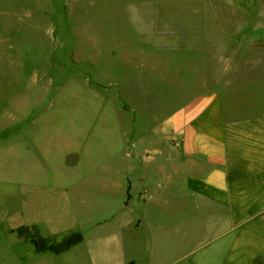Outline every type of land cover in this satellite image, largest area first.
Returning a JSON list of instances; mask_svg holds the SVG:
<instances>
[{
    "label": "rangeland",
    "instance_id": "rangeland-1",
    "mask_svg": "<svg viewBox=\"0 0 264 264\" xmlns=\"http://www.w3.org/2000/svg\"><path fill=\"white\" fill-rule=\"evenodd\" d=\"M212 16L214 69H203ZM247 21L224 0H0V264L38 255L11 232L21 185L32 179L40 196L55 192L60 210L40 207L38 217L84 234L70 251L49 253L52 264H96L97 256L102 264H149L143 243L130 245L124 228L147 207L138 199L143 188L127 184L122 150L194 96L223 88L224 61ZM132 149L136 163L145 158L144 146ZM69 153L85 159L67 175L60 165ZM124 196L128 213L119 208Z\"/></svg>",
    "mask_w": 264,
    "mask_h": 264
},
{
    "label": "crops",
    "instance_id": "crops-1",
    "mask_svg": "<svg viewBox=\"0 0 264 264\" xmlns=\"http://www.w3.org/2000/svg\"><path fill=\"white\" fill-rule=\"evenodd\" d=\"M224 2L246 13L248 21L241 25L236 38L239 47L236 52L231 50V57L224 61L227 77L221 84L223 88L194 96L159 126L139 136L141 142L132 145L145 148L146 156L139 162L132 159L135 151L131 147L122 150L128 158L127 184L138 191L143 188L138 199L143 198L147 207L142 217L134 216L124 228L131 234L130 245L143 243L148 255L145 262L149 264L185 260L188 264H264V0ZM210 22L207 53L200 67L203 69H214V45H210L216 38L214 16L211 20L209 17ZM199 49L190 50L200 54ZM175 50L189 52L180 46ZM179 63L183 69L184 60ZM194 77L193 72L192 81ZM242 93L248 94L252 102L241 101ZM23 138L18 136L16 140ZM71 155L60 165L63 174L83 168L85 158ZM31 161L36 163L35 159ZM136 172L137 180L132 181L128 173L132 176ZM34 185L33 179L26 188L21 185L15 228L36 227L44 237L59 241L75 232L64 231L61 225L57 228L55 217H38L40 207L48 209L49 215L60 210L54 207L55 192L47 190L50 193L42 197ZM130 206L131 200L124 196L120 210L128 213ZM63 210L69 213V204ZM152 213H158V221ZM138 229L144 231L143 237L137 234ZM19 239L35 248L26 238ZM39 253H43L41 260ZM49 253L54 252H38L32 263L19 257L16 264H52ZM101 258L105 257L91 260L102 264ZM129 262L127 259L119 264Z\"/></svg>",
    "mask_w": 264,
    "mask_h": 264
},
{
    "label": "trees",
    "instance_id": "trees-1",
    "mask_svg": "<svg viewBox=\"0 0 264 264\" xmlns=\"http://www.w3.org/2000/svg\"><path fill=\"white\" fill-rule=\"evenodd\" d=\"M11 232L17 233L20 237H24L31 241L35 245L37 252H54L56 254H61L71 250L84 240V235L81 231L72 232L59 241L53 237H44L36 227L28 225L13 228Z\"/></svg>",
    "mask_w": 264,
    "mask_h": 264
}]
</instances>
